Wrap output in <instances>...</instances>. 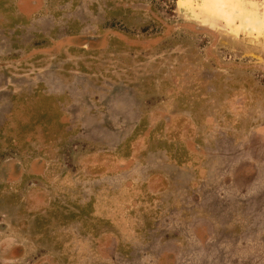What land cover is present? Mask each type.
<instances>
[{"label":"rangeland","instance_id":"obj_1","mask_svg":"<svg viewBox=\"0 0 264 264\" xmlns=\"http://www.w3.org/2000/svg\"><path fill=\"white\" fill-rule=\"evenodd\" d=\"M34 1L0 0V239L31 215L50 264H264V0ZM70 212L101 251L64 249Z\"/></svg>","mask_w":264,"mask_h":264},{"label":"flooded vegetation","instance_id":"obj_2","mask_svg":"<svg viewBox=\"0 0 264 264\" xmlns=\"http://www.w3.org/2000/svg\"><path fill=\"white\" fill-rule=\"evenodd\" d=\"M36 3H37V0L32 2L31 4L29 3V5H36ZM27 23L25 25L19 26L18 27L19 30L23 31V29L28 28L31 23L30 24H27ZM109 37L111 38V37H113V35H111ZM100 38L107 39L106 40L107 42H109L111 40L110 38H108V36L107 37L91 36L90 40L92 39V41L96 42V40L100 39ZM72 39H74V38L73 37L69 38L70 41H72ZM50 44H52V41L49 42V44H46L47 45L46 48H40L39 47L37 49H33L32 54L35 56L36 55L39 56L42 54H48L49 55V53L51 52V49L52 50L54 49V46H51ZM110 48H112V47H110ZM11 52H13V51H11ZM112 55H116V54H112ZM5 69H6V67H4V70ZM1 70H3V66H0V72H1ZM31 75H32L31 77H32L33 81H34V78H39V76H40L38 72H37V74L35 72H33ZM33 83L38 84L41 82L38 79L36 82H33ZM31 87H32V89H34L33 86H31ZM25 88H26V86H23L21 92H24V94L27 91L30 92V90L25 89ZM37 90H38L37 94L41 93L39 88H37ZM19 91H20V89H19ZM34 91L35 90H33L32 93H34ZM14 93H15V90H10L8 84L4 83L0 86V97L3 96V98H4V102L2 101V103L0 104V108L6 106V103H7L6 100H9V102L11 104L9 106L10 109L17 108L16 107L17 105L19 106V99L16 100ZM32 93H30L29 95H33ZM42 93H46V91L42 90ZM16 97H18V96H16ZM37 98L38 97H36L35 99H37ZM22 99L23 98H21V100ZM37 103H38V101H37ZM77 168L80 170V173L82 174V173L88 172L90 166H88L87 164H81L80 163V164H78ZM95 169H97V170H95V174L97 173L95 175V178H96L95 183H94L95 185H92L90 187V189L94 193V195H93L94 196V203L95 204H101V203H103V192H104V190H103V182L101 179L98 180V178H99V176H100V178L102 176L101 173L103 171V166H95ZM59 183L62 184V187L64 189H70V190H72V189H84L85 194L81 196V198L78 200L77 203H78V205H86L87 204V200H88L87 199L88 194H87V190H86V188L88 187L87 182L69 180V183L67 181L64 183L63 182H59ZM33 199L34 198H31L28 202V205L32 206V207H30V210H31V208L36 206V204L39 203V202H37L38 199H36V200H33ZM72 213H74V212H70V215L73 216ZM21 214H22L21 218L25 217V215L22 212H21ZM28 214H30V213L28 212ZM74 214H76V213H74ZM76 215L78 216L77 226L71 225L70 228L68 227V229L65 232V236H66L65 237V243H63L64 249L68 250L70 252H72V250L75 251L77 249H75L74 245H76L78 247H83L82 249H86V246H84V245H87V243H90L93 246V248H95L96 252L101 251L100 245H101V242L103 240V236L101 234L100 235L94 234V232L96 231V228H90L89 227V225L87 224L88 219L85 217L83 212H80L79 214H76ZM28 216H29L30 220L29 221L26 220V222H25V220L24 221L21 220V222L19 224V228L17 230V234L22 237L20 242L12 243L7 239V237L0 239V264H50V261H48L47 258H40V260H39V258H37L35 260L31 256V253H32L31 248H28L26 246V243L27 244L33 243V239L40 236V234L37 233L38 224H37V221H35L36 218H33L31 215H28ZM72 216L70 219L71 222L73 220ZM73 217H74V220H76V217L75 216H73ZM41 234H45V231H42ZM41 236H43V235H41ZM90 236H95L96 238L93 239V238H90ZM149 243H151V242H149ZM176 247L177 246H173V247L169 246L165 242L163 245H161V248L163 249L161 253L162 254L163 253L173 254V251ZM161 248H160V250H161ZM166 254H165V257L162 258V260H161L162 262L160 261L163 264H167V262H168L167 261L168 255L166 256ZM163 256H164V254H163Z\"/></svg>","mask_w":264,"mask_h":264}]
</instances>
